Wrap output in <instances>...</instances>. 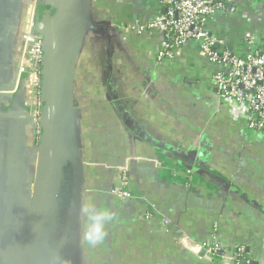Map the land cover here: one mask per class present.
<instances>
[{
	"label": "crops",
	"instance_id": "crops-1",
	"mask_svg": "<svg viewBox=\"0 0 264 264\" xmlns=\"http://www.w3.org/2000/svg\"><path fill=\"white\" fill-rule=\"evenodd\" d=\"M31 4L0 0V264L19 237L38 165L20 71ZM160 11L157 0H90L72 93L83 190L77 264H232L240 247L264 263V136L219 99V68L196 43L160 64L159 31L128 28ZM207 29L235 53L250 50L248 33L264 51V0H230ZM123 173L132 199L114 194ZM89 201L114 214L96 247L82 240L80 207ZM211 244L216 257L201 248Z\"/></svg>",
	"mask_w": 264,
	"mask_h": 264
},
{
	"label": "water",
	"instance_id": "water-1",
	"mask_svg": "<svg viewBox=\"0 0 264 264\" xmlns=\"http://www.w3.org/2000/svg\"><path fill=\"white\" fill-rule=\"evenodd\" d=\"M31 6L35 12L22 36V58L23 37L31 29L43 38L42 135L39 142L34 141L38 165L28 212L17 229L19 237L2 253L4 264H51L53 254L77 264L76 234L83 190L73 135L72 93L90 0H32ZM4 93L0 90V97ZM65 165L71 175H65Z\"/></svg>",
	"mask_w": 264,
	"mask_h": 264
},
{
	"label": "built area",
	"instance_id": "built-area-1",
	"mask_svg": "<svg viewBox=\"0 0 264 264\" xmlns=\"http://www.w3.org/2000/svg\"><path fill=\"white\" fill-rule=\"evenodd\" d=\"M157 1L161 11L151 22L129 25L128 28L140 35L159 31L163 43L156 61L160 64L173 60L182 48L196 43L200 55L219 68L212 80L219 99L229 104L232 115L241 118L248 131L264 136V51L256 47L253 36L248 33L244 40L250 50L244 55L235 53L207 29L209 21L226 12L230 0ZM23 38L25 48L20 71L28 77L29 109L34 118L35 139L39 142L43 114V38L33 34L31 29ZM123 174L122 186L114 190V194L122 199H132L127 174ZM201 248L206 257H216L220 253L214 244ZM231 261L232 264H257L246 247L236 249Z\"/></svg>",
	"mask_w": 264,
	"mask_h": 264
},
{
	"label": "clouds",
	"instance_id": "clouds-1",
	"mask_svg": "<svg viewBox=\"0 0 264 264\" xmlns=\"http://www.w3.org/2000/svg\"><path fill=\"white\" fill-rule=\"evenodd\" d=\"M80 216L83 221L82 240L89 247L102 245L108 235L107 228L114 220V214L106 206L94 202L82 203ZM51 264H70L64 257L53 254Z\"/></svg>",
	"mask_w": 264,
	"mask_h": 264
},
{
	"label": "bare ground",
	"instance_id": "bare-ground-1",
	"mask_svg": "<svg viewBox=\"0 0 264 264\" xmlns=\"http://www.w3.org/2000/svg\"><path fill=\"white\" fill-rule=\"evenodd\" d=\"M242 120V119H241Z\"/></svg>",
	"mask_w": 264,
	"mask_h": 264
}]
</instances>
